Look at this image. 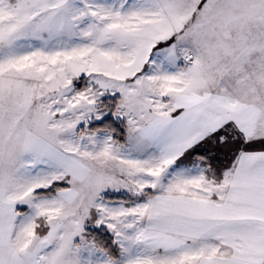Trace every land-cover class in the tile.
<instances>
[{
	"label": "snow or ice",
	"instance_id": "snow-or-ice-1",
	"mask_svg": "<svg viewBox=\"0 0 264 264\" xmlns=\"http://www.w3.org/2000/svg\"><path fill=\"white\" fill-rule=\"evenodd\" d=\"M0 264H264V0H0Z\"/></svg>",
	"mask_w": 264,
	"mask_h": 264
}]
</instances>
